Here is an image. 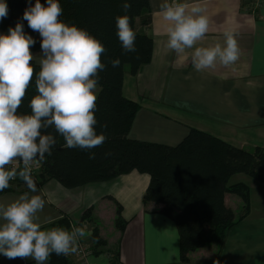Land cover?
Masks as SVG:
<instances>
[{"label":"crops","instance_id":"crops-1","mask_svg":"<svg viewBox=\"0 0 264 264\" xmlns=\"http://www.w3.org/2000/svg\"><path fill=\"white\" fill-rule=\"evenodd\" d=\"M160 2L149 0L148 27H140L138 20L136 24L137 30L153 40L150 62L136 75L129 69L123 75V96L140 106L128 137L173 147L195 129L237 148H264V4L256 8L252 0H195L209 19V31L196 46L223 44V31L231 29L240 50L234 65L224 67L217 62L215 68L197 72L191 64L194 49L177 56L166 48V22L155 15ZM32 36L37 43L31 51L40 52V38L35 32ZM148 183L149 176L136 171L75 189L50 180L37 188L46 201L39 214L42 230L57 227L64 216L69 225L88 227L85 240L96 251L90 264H264V184L242 174L231 177L229 186L248 187L246 218L229 230L221 244H208L183 263L175 223L160 213L161 205L143 204ZM26 191L2 194L0 200L11 202ZM224 202L235 217L240 214L238 196L226 194ZM116 203L126 221L123 232L114 225ZM89 208L92 222H81L80 211ZM94 228L103 241L101 247L90 239ZM31 263L35 264L31 259L0 256V264ZM72 264L78 263L73 260Z\"/></svg>","mask_w":264,"mask_h":264},{"label":"clouds","instance_id":"clouds-1","mask_svg":"<svg viewBox=\"0 0 264 264\" xmlns=\"http://www.w3.org/2000/svg\"><path fill=\"white\" fill-rule=\"evenodd\" d=\"M131 8L124 0L125 15L115 17L116 35L124 53L136 52V33L127 15ZM63 9L59 0H27L22 17L7 34H0V192L19 177L28 191L11 202L0 200V256L8 260H33L48 264L50 257L78 253V239L84 237L85 226L71 231L63 227L42 230L40 213L45 199L32 177L33 165L52 155L57 144L54 132L68 149L87 151L102 146L106 135L97 133L96 89L99 73L106 65L101 56L103 44L87 30L60 20ZM155 15L166 22V48L182 56L191 53L195 71L234 65L240 50L231 29L222 33L223 44L196 46L209 31L205 8L187 0H161ZM8 16L6 0H0V21ZM22 21L38 34L40 53L31 49L37 40L24 30ZM38 62L39 71L33 66ZM113 68L120 60L109 62ZM35 82L36 95L29 101L30 112L19 113L30 84Z\"/></svg>","mask_w":264,"mask_h":264},{"label":"trees","instance_id":"trees-1","mask_svg":"<svg viewBox=\"0 0 264 264\" xmlns=\"http://www.w3.org/2000/svg\"><path fill=\"white\" fill-rule=\"evenodd\" d=\"M131 8L127 15L136 33V52L124 53L116 35L115 17L125 15L124 0H59L63 9L60 20L87 30L106 48L101 62L106 65L99 73L97 93V133L103 132L106 142L91 151L68 149L63 138L56 136L57 144L51 156H46L32 175L37 188L50 180L57 181L66 189H75L88 184L111 181L133 171L147 174L149 183L143 196V204L161 205L160 213L171 219L179 234V253L183 263L189 255L208 244H221L233 226L246 218L249 208V192L245 184L229 186L231 177L242 174L264 184V148L241 149L234 147L207 133L191 129L189 134L176 146L144 143L128 137L139 104L122 94L125 68L131 75L151 60L153 40L137 30V20L142 28L150 25L149 0H128ZM8 16L0 21V31L15 24L27 7V0H6ZM35 3V0H32ZM44 4L45 0H41ZM24 30L32 35L26 21ZM36 46V45H35ZM120 60V66L113 68L109 63ZM33 66L39 71L38 64ZM35 82L30 84L19 113L30 112L31 98L36 95ZM25 186V187H22ZM27 189L17 177L10 181L9 188L2 194ZM233 194L242 201V214L235 217L226 206L224 196ZM92 222V208L87 209L81 222ZM115 228L125 229L126 221L121 215V206L116 203ZM57 227L69 230V221L63 217ZM90 239L95 247L103 246L96 228ZM96 253V251H95ZM32 264V263H31ZM48 264H72L65 256L50 257Z\"/></svg>","mask_w":264,"mask_h":264},{"label":"built area","instance_id":"built-area-1","mask_svg":"<svg viewBox=\"0 0 264 264\" xmlns=\"http://www.w3.org/2000/svg\"><path fill=\"white\" fill-rule=\"evenodd\" d=\"M253 6L259 8L264 4V0H252ZM39 169V164L33 165L32 175L35 174ZM81 223L70 224L69 231L75 227H81ZM95 254V250L90 246L86 240L85 236L78 239V253L65 256L71 262L75 260L78 264H90L89 259ZM112 258V256H109Z\"/></svg>","mask_w":264,"mask_h":264},{"label":"rangeland","instance_id":"rangeland-1","mask_svg":"<svg viewBox=\"0 0 264 264\" xmlns=\"http://www.w3.org/2000/svg\"><path fill=\"white\" fill-rule=\"evenodd\" d=\"M32 53H35L34 55H37V54H39L40 52H38V51H33ZM125 69L128 70L127 67H126ZM97 89H98V87H97ZM96 94H97V90H96ZM22 187H25V186H22ZM240 209H241V212H240V211L238 212V213H240L238 216H240V215L242 214V208H240ZM240 209H239V210H240ZM85 210H86V209H83V210L80 211V213H79V215H78V218H81V217L83 216ZM236 214H237V213H236ZM238 216H237V217H238ZM85 223H87V222H85ZM86 229H88V227H87ZM86 229H85V230H86Z\"/></svg>","mask_w":264,"mask_h":264}]
</instances>
